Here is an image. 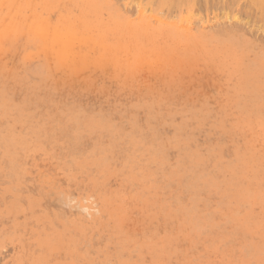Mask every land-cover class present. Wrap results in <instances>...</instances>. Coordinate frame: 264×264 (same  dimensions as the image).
<instances>
[{"label":"rangeland","instance_id":"rangeland-1","mask_svg":"<svg viewBox=\"0 0 264 264\" xmlns=\"http://www.w3.org/2000/svg\"><path fill=\"white\" fill-rule=\"evenodd\" d=\"M257 1L0 0V264H264Z\"/></svg>","mask_w":264,"mask_h":264},{"label":"bare ground","instance_id":"bare-ground-1","mask_svg":"<svg viewBox=\"0 0 264 264\" xmlns=\"http://www.w3.org/2000/svg\"><path fill=\"white\" fill-rule=\"evenodd\" d=\"M170 1H172V0H170ZM173 1H174V0H173ZM233 1H234V0H233ZM258 1H260V0H258ZM258 1H257V2H258ZM262 1H263V0H262ZM168 2H169V1H168ZM259 3H260V2H259ZM256 5H257V4H256ZM250 6H251V5H250ZM251 8H252V7H251ZM33 23H35V21H33ZM35 24H37V23H35ZM38 25H39V24H38ZM6 26H10V25H6ZM31 26H32V25H31ZM33 26H34V25H33ZM36 26H37V25H36ZM6 28H7V27H6ZM37 28H38V27H37ZM37 28H36V29H37ZM31 30H32V27H31ZM56 33H58V31H56L55 34H56ZM70 45H71V44H70ZM69 48H70V47H69ZM62 50H63V49H62ZM69 50H70V49H69ZM67 52H68V51H67ZM66 54H67V53H66ZM4 90H5V89H4ZM5 103H6V101H5ZM8 105H9V104H8ZM24 106H25V105H24ZM94 120H95V118H94ZM94 120H93V121H94ZM106 121H107V120H106ZM99 122H100V120H99ZM108 123H109V122H108ZM64 124H65V123H64ZM101 126H102V125H101ZM109 126H110V125H109ZM104 127H105V126H104ZM109 128H110V127H109ZM73 133H74V132H73ZM76 135H77V134H76Z\"/></svg>","mask_w":264,"mask_h":264}]
</instances>
